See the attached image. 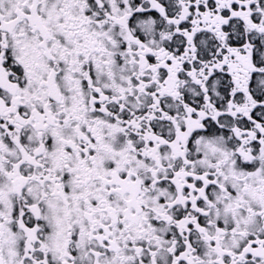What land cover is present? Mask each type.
<instances>
[{
    "label": "snow or ice",
    "instance_id": "1",
    "mask_svg": "<svg viewBox=\"0 0 264 264\" xmlns=\"http://www.w3.org/2000/svg\"><path fill=\"white\" fill-rule=\"evenodd\" d=\"M0 264H264V0H0Z\"/></svg>",
    "mask_w": 264,
    "mask_h": 264
}]
</instances>
